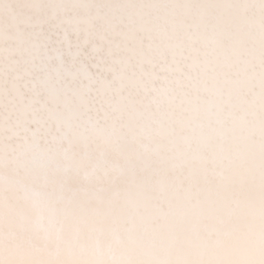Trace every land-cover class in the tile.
Returning a JSON list of instances; mask_svg holds the SVG:
<instances>
[{
    "label": "snow or ice",
    "instance_id": "snow-or-ice-1",
    "mask_svg": "<svg viewBox=\"0 0 264 264\" xmlns=\"http://www.w3.org/2000/svg\"><path fill=\"white\" fill-rule=\"evenodd\" d=\"M0 264H264V0H0Z\"/></svg>",
    "mask_w": 264,
    "mask_h": 264
}]
</instances>
